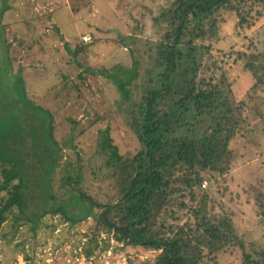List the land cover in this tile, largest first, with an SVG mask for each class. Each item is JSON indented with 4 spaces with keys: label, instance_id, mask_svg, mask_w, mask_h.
Wrapping results in <instances>:
<instances>
[{
    "label": "rangeland",
    "instance_id": "rangeland-1",
    "mask_svg": "<svg viewBox=\"0 0 264 264\" xmlns=\"http://www.w3.org/2000/svg\"><path fill=\"white\" fill-rule=\"evenodd\" d=\"M172 1L0 0L1 87L21 74L28 97L52 112L62 147L56 188L63 174L80 171V186L97 201L116 199L101 152V131L110 130L123 154L141 148L130 111L146 88L158 82L151 80L159 70L155 43L165 25L156 18ZM221 14L218 35L204 41L210 51L203 55L200 73L227 72L235 97L245 103V120L230 145L228 164L193 170L187 165L175 172L167 198L157 201L154 222L159 228L175 215L182 218L181 225L193 224L190 208L229 216L246 251L257 259L264 251V86L252 89L254 77L236 52L262 50L264 16L252 27H241L235 12ZM134 60L137 73L127 85L126 99L108 74L127 78ZM159 254L123 245L113 233L98 230L92 217L71 224L60 215L46 216L36 230L30 224L15 230L9 219L0 233V264H153ZM214 257L203 264H245L239 246Z\"/></svg>",
    "mask_w": 264,
    "mask_h": 264
},
{
    "label": "trees",
    "instance_id": "trees-1",
    "mask_svg": "<svg viewBox=\"0 0 264 264\" xmlns=\"http://www.w3.org/2000/svg\"><path fill=\"white\" fill-rule=\"evenodd\" d=\"M223 11L235 12L241 27H252L264 16V0H173L157 16L156 22L165 25L155 43L159 70L151 80L158 82L130 111L141 148L123 154L110 130L101 131L114 201L99 202L83 190L80 171L63 174L56 188L62 147L52 112L28 97L21 74L5 88L0 83V233L9 219L15 230L26 224L36 230L46 216L60 215L71 224L92 217L98 230L113 233L123 245L159 251L153 264H203L230 246L244 251L245 264H264V251L252 257L229 216L190 208L193 224L181 225L175 215L159 228L154 222L157 201L167 198L175 172L187 165L193 170L228 164L230 145L245 120V103L235 97L227 72L200 73L203 55L210 51L204 41L218 35ZM236 59L252 73V89L264 86V47L237 51ZM137 67L134 60L127 78L108 74L126 99ZM196 180L200 184L201 176ZM261 208L264 216V201Z\"/></svg>",
    "mask_w": 264,
    "mask_h": 264
},
{
    "label": "built area",
    "instance_id": "built-area-1",
    "mask_svg": "<svg viewBox=\"0 0 264 264\" xmlns=\"http://www.w3.org/2000/svg\"><path fill=\"white\" fill-rule=\"evenodd\" d=\"M86 41H89L90 40V37L87 36V37H84Z\"/></svg>",
    "mask_w": 264,
    "mask_h": 264
}]
</instances>
